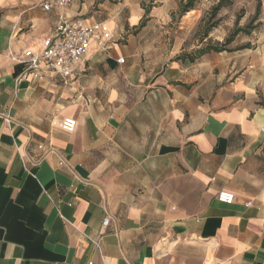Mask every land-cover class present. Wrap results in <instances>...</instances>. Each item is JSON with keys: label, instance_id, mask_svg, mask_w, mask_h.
I'll use <instances>...</instances> for the list:
<instances>
[{"label": "crops", "instance_id": "obj_1", "mask_svg": "<svg viewBox=\"0 0 264 264\" xmlns=\"http://www.w3.org/2000/svg\"><path fill=\"white\" fill-rule=\"evenodd\" d=\"M141 1L0 0V264H264V46L199 52L197 10ZM59 14L111 38L20 76Z\"/></svg>", "mask_w": 264, "mask_h": 264}, {"label": "built area", "instance_id": "obj_2", "mask_svg": "<svg viewBox=\"0 0 264 264\" xmlns=\"http://www.w3.org/2000/svg\"><path fill=\"white\" fill-rule=\"evenodd\" d=\"M73 2L74 0H40V6L46 12L54 7L64 10ZM110 38L111 33L104 23L82 19L68 20L64 14H59L52 32L43 39L42 49L38 52L26 51L23 58L17 61L22 66L20 76L31 73L34 78L56 76L67 81L82 61L90 41L97 39L98 44L104 49L105 42ZM118 62L123 63V59L120 58ZM60 128L66 132H73L76 121L66 117L60 122ZM216 199L223 204H231L234 195L228 191H220ZM108 222L106 218L102 225L106 227ZM222 264L232 263L226 261Z\"/></svg>", "mask_w": 264, "mask_h": 264}, {"label": "rangeland", "instance_id": "obj_3", "mask_svg": "<svg viewBox=\"0 0 264 264\" xmlns=\"http://www.w3.org/2000/svg\"><path fill=\"white\" fill-rule=\"evenodd\" d=\"M219 0H195L193 9L198 11L199 17L193 22L189 31L182 33L181 40L186 47L197 46L204 38V33L210 29V38L203 45H220L235 30L247 28V33H239L227 45L228 51H236L243 45L249 44V49L264 46V0H225L229 5L222 7L215 16L211 9ZM186 0H180L176 14ZM159 0H142L145 9L158 4ZM258 13L257 19H253ZM181 16V15H180ZM175 19V18H174ZM247 49V48H246ZM246 52L244 49H240ZM197 53V51H195Z\"/></svg>", "mask_w": 264, "mask_h": 264}, {"label": "trees", "instance_id": "obj_4", "mask_svg": "<svg viewBox=\"0 0 264 264\" xmlns=\"http://www.w3.org/2000/svg\"><path fill=\"white\" fill-rule=\"evenodd\" d=\"M194 1L195 0H186V2L184 4L181 5L180 9H179V15H183L184 13L190 11L193 9L194 7ZM230 2H225V0H219L217 2V4L211 9L212 12V16H215L216 13L224 6L229 5ZM145 9V8H143ZM145 12H148V8L145 9ZM257 15L258 13H255L254 18L253 19H257ZM142 23V22H141ZM249 26H247V28H235V30L224 40V42L220 45H206L204 48L200 49L199 52H207V51H213V52H221L223 50H227L226 47L227 45H229L233 40L234 37H236V35H238L239 33H247V29ZM210 32V29H207L204 33V37H207L208 34ZM249 47V44L243 45L240 48H238L237 50L240 49H246ZM22 67V66H20ZM20 70L19 67L16 68L15 73H17Z\"/></svg>", "mask_w": 264, "mask_h": 264}]
</instances>
